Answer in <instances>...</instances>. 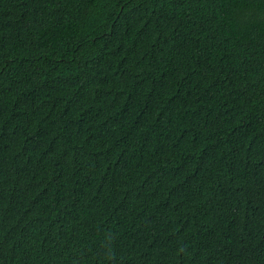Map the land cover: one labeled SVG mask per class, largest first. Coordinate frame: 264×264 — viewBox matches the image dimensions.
I'll use <instances>...</instances> for the list:
<instances>
[{
  "label": "trees",
  "instance_id": "16d2710c",
  "mask_svg": "<svg viewBox=\"0 0 264 264\" xmlns=\"http://www.w3.org/2000/svg\"><path fill=\"white\" fill-rule=\"evenodd\" d=\"M0 264H264V0H0Z\"/></svg>",
  "mask_w": 264,
  "mask_h": 264
}]
</instances>
